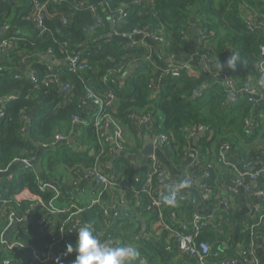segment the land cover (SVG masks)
<instances>
[{
	"label": "trees",
	"instance_id": "16d2710c",
	"mask_svg": "<svg viewBox=\"0 0 264 264\" xmlns=\"http://www.w3.org/2000/svg\"><path fill=\"white\" fill-rule=\"evenodd\" d=\"M32 1L0 0V39L9 41L0 57V172L12 167L14 173L0 181V249L3 251L0 262L72 264L76 253L67 254L66 245L75 244L77 232L70 234L69 230L79 221L80 227L88 224L101 242L116 243L113 247L136 242L132 246L140 251L141 257L134 264L141 261L142 264H160L162 251L138 237L141 223L134 215L119 212L120 218L105 216L107 206L123 201L141 216L151 215L150 219L159 225V229L152 232L158 230L166 247L173 245L171 234L159 221L152 198L140 192L150 172V162L144 160L137 168L129 159L119 158L113 171L108 167L113 145H100L93 124L79 125L76 129L72 118L82 117L87 110L85 116L91 120L93 109L88 102V90L98 96L111 92L116 98L108 110L112 118L122 127H132L137 121L147 119L152 125V137L165 135L169 140L166 145L175 158L184 155L189 136L198 134L201 127L211 132L202 138L204 155L216 143L222 146L228 143L232 149L239 148L241 143H253L256 133L264 130V121L243 94L231 101L227 84L232 82L236 89L249 85L264 93V85L259 83L264 75L259 70L260 48L264 45L261 23L264 0H103L101 4L98 0H49L45 32L38 29L32 19H27L33 10ZM79 2L98 6L101 23H97L90 10L78 7ZM114 17L120 21L112 32L110 19ZM248 17L256 21L253 30L247 26ZM191 18H195L202 36L206 35L199 42L198 53L208 58L209 76L179 70L176 77L157 78L154 64L149 62L150 47L122 39L134 31L151 32L162 39L158 45L160 57L188 58ZM48 53L60 65L50 61ZM74 53L84 55L88 71L68 72L62 62L67 54ZM233 53L237 57L235 67L228 68L223 78L219 62L226 67ZM109 72L116 74L115 83L104 81ZM31 73L39 79L38 86L32 82ZM49 75L56 78L48 79ZM58 137L67 140L55 146ZM42 146L48 149L39 159L40 175L36 168L24 170L22 164L15 163L35 157ZM263 155L264 149L256 150L245 161L254 163ZM98 163H103L104 173L114 178L116 187L110 191L101 189L93 197V200L100 198L101 205L74 202L71 192ZM206 164H211L209 159L200 161L193 167L194 173L219 194L215 167L202 168ZM209 170L210 176L203 178L204 172ZM43 182L68 186L66 200L69 203L71 199L70 206L64 208L53 201L55 194L51 190L40 191ZM61 196L65 199L62 191ZM163 197L160 199L162 214L168 222L173 221L175 214L194 209L195 204L190 200L182 201L176 195L175 206H169L163 202ZM230 197L221 198V205L225 200L233 207ZM233 211L234 207L226 213ZM13 215L26 221L28 228H17L3 237L13 225L10 220ZM224 218L230 220L228 216ZM40 221H45L46 226H40ZM228 229L227 224H211L200 229L199 241L207 242L213 252L222 257H210L208 264H221L223 258H234L227 256ZM258 232L264 234V224L259 226ZM245 233L243 250L250 243ZM4 242L16 248L10 250ZM176 256L174 253L173 259ZM180 261L201 264L197 257L191 256L182 255Z\"/></svg>",
	"mask_w": 264,
	"mask_h": 264
},
{
	"label": "crops",
	"instance_id": "0c3cea01",
	"mask_svg": "<svg viewBox=\"0 0 264 264\" xmlns=\"http://www.w3.org/2000/svg\"><path fill=\"white\" fill-rule=\"evenodd\" d=\"M190 23L191 30H189L188 34L189 36H191V43L189 45L191 53L189 54L188 58L172 56L166 59L160 57L158 53L159 46L154 43L145 33L133 36L132 39H127V37H124L122 39H124L125 42L126 40H131L133 42L141 43L150 47L151 56L149 62L154 64V70L157 78L160 77L165 71L170 70L172 67L181 66L186 63H189L193 68L195 76L206 75L205 73H207V76H209L211 75V73L207 69L203 56H200L198 53V46L202 33L200 29L196 27L195 18H191ZM228 68L229 67L227 66L223 68L221 75L223 78L226 77ZM236 90L237 92L243 93L244 88ZM156 91L157 88H155L153 92L155 93ZM256 100L257 102L253 103L256 108V114L264 121V93H259ZM87 112L88 111L85 110L82 118L87 114ZM252 120L253 119H251L250 121L251 127H253ZM75 128L77 129L78 126H75ZM151 128L152 125L149 121H137V123H135L132 127L125 126L124 128H122L124 134L125 150H119L117 147H114L113 151L111 152L112 156L110 155L111 157L110 161L108 162V167L114 169L113 171H115V163L119 158H123L129 159L137 168H139L137 157L143 151L146 138L153 139ZM27 133H29V131ZM198 135L199 133L189 136L188 147L184 155L180 158H175L173 156L171 148L166 144L161 147H157L155 150V153L158 156V159L165 173L164 183L162 186V192L164 193V195H168L171 185L179 183L185 178H189L192 180L191 187L180 190L176 195L178 197L185 196L189 200H193L195 202L194 209L191 212L187 211L175 214L173 216V221H175L176 224L181 221L189 222L194 215H199L211 222L213 225L227 224L229 226L228 234L230 237L226 243V248L229 251L227 252V256L236 258V264H248L244 262L240 255V252L244 248L246 237L245 226L248 223L256 221L260 216V203L259 200L251 199L248 196L245 188L249 185L254 187H258L260 185L256 182V184L253 185V182H250L248 180V174L250 173V171L258 169L262 165L263 160H255L254 165H252V167L250 168H247V164L249 162L245 160L248 158V155L251 152L264 149V130H259V132L256 133V136L253 138V143H241L240 147L236 149H232L231 145L229 144L231 147V150L229 152L223 150V146L221 144L216 143L212 145V147L210 148V152H207V154L205 155L202 151L201 142L207 135L204 134L203 139L201 138L199 141H197L196 144V138L198 137ZM59 144L62 143L56 142L55 146ZM46 149H48V147H40L37 155H35V157L34 155L32 156L33 160L31 163L37 169L38 174L42 173V167L39 159ZM207 159H209V161L214 164L215 171L217 173L216 190L220 192L219 194L216 193L217 195L215 193V195H209L199 188L200 179L197 175H195L193 170L196 162H198L199 160L204 161ZM117 166L118 164H116V168ZM13 174L14 173L12 167L4 172H0V181L3 177H6V175L13 176ZM239 177L243 180V185L241 187L237 186L236 183ZM41 179L45 181L42 176ZM81 189H84L85 193H82L80 191ZM235 190L237 191V193L233 192ZM99 191L100 187L97 186L94 182L80 181L75 187L74 192H71V194L74 193L72 200L74 202L84 201L88 204H91L93 201V197ZM63 194L65 199H63L61 196L55 202L60 203L62 206H64V208H67L71 204V199L69 200V203L66 200V196L68 195V186L62 188V195ZM231 194H233V196H231ZM227 197H230L232 205L234 207V211L233 213L231 212V214L226 213L224 206L221 205L220 202L221 198ZM122 208H130L131 212L128 213L127 211H123ZM116 209L120 213L126 212V214L128 213L129 215H134L140 223L141 219L145 220L146 225L143 226L141 223V231L137 235L139 238H143L149 241L154 248L160 249L162 251V258L159 260L160 264H189L186 261H180L181 256H176L175 259H173L172 255L174 253L166 250L165 240H163V238L159 236L160 233L158 232V230L155 233L152 232L155 229H159V225L156 226L155 221H152V219H150L152 217L151 215L150 217L141 216L139 213H136L131 207L126 205V203H124L123 201H119L116 204ZM138 215L140 218L137 217ZM224 216H228L230 220L225 219ZM12 224L13 225L11 229H9L8 232L3 235V237L8 236L17 228H28L29 225L26 221ZM135 243L136 242L133 241V243H130V245L132 246V244ZM258 250L259 262L260 264H264L263 248L261 246H258Z\"/></svg>",
	"mask_w": 264,
	"mask_h": 264
},
{
	"label": "built area",
	"instance_id": "2783aa9c",
	"mask_svg": "<svg viewBox=\"0 0 264 264\" xmlns=\"http://www.w3.org/2000/svg\"><path fill=\"white\" fill-rule=\"evenodd\" d=\"M47 1L42 2L40 0H33L32 6L33 10L30 15H28L27 19H32L36 25L37 28L45 32L47 30L44 27V19L47 17ZM78 7L82 9H88L90 10L92 16L97 20V23H101V18L99 17V8L96 5H89L86 2H79ZM123 16H126L123 14ZM120 21V19H116V17L110 19L111 26L115 28L116 23ZM262 22V28L264 29V16L261 20ZM256 21L254 19H251V17H248L246 20L247 26L249 30H253V24ZM146 34L154 43L159 45L162 42V39L155 36L151 32H137L134 31L133 34H131L127 39H132L133 36ZM5 32L1 33V37H3ZM118 36V35H117ZM200 39L203 40L206 35L201 36ZM124 38V37H122ZM131 41V40H129ZM9 45V41L5 38L0 39V57L2 53L7 49ZM67 46V44H65ZM51 53H48L49 57ZM260 56L261 61L259 63V70L264 73V45L260 48ZM203 59L206 63L207 69L210 71V68L207 64L208 58L206 55L203 56ZM62 64L67 68L68 72L71 74H78V73H84L89 70V66L87 61L84 59V55L82 53H74V54H67L64 62ZM179 70H184L188 74H194L193 68L190 66L189 63H186L181 66L172 67L170 70L165 71L161 76L163 75H171L176 77L178 75ZM50 72H53L52 68H49ZM211 73V72H210ZM116 76L113 72H109L107 77L104 81L115 83L113 78ZM160 76V77H161ZM220 76V75H219ZM18 76H15V79H18ZM30 78L32 82L35 85H39V79L35 76V74L31 73ZM56 77L53 75H49L48 79H55ZM159 78V77H158ZM229 88V92L231 94L230 100L235 101V96L243 94L247 97L248 102L250 103H256L257 96L259 95V92L256 88L251 87L249 85H246L244 87L243 93L237 92L235 85L232 82H228L227 84ZM67 88H70L68 85ZM66 88V89H67ZM88 102L90 103V107L93 109V112L91 114V120L87 118V116L82 117H73L72 122L75 126L84 125L94 126L96 136L98 139V142L100 145H107L111 144L113 147H117L119 150H125V144H124V134L122 127L118 122L112 118V116L108 113V110L112 108L113 103L116 101V98L113 93H106L103 96H98L91 90H88ZM10 98V100H12ZM148 121L147 119H143L140 122ZM199 133H204L210 135L211 132L208 131L206 128H199ZM195 135V134H193ZM66 139L63 137H58L57 142H64ZM152 144L154 147V150H156L157 147H161L164 144L168 143V138L165 135H160L157 137H153ZM46 148L47 146H42ZM223 150L226 152H229L231 150V147L229 144L223 145ZM32 158L31 160L22 159V160H16L15 163L22 164L24 170H32L35 167L32 165ZM145 160H148L150 162V172L146 176V179L140 189L141 193H146L149 195L150 198H152V205L156 210L158 211V217L159 221L162 226H164L165 230L168 231L171 235L170 237L173 240V245H169L166 247V250L169 252L175 253L177 256H191V257H197L201 264H208L207 259L210 257L215 258H222L218 252H213L211 246L205 242V241H199V231L202 227H207L208 225H211L212 223L206 220L205 218L194 215L189 222L181 221L178 224L175 223V221L168 222L165 217L162 214V203L160 199L164 196V193L162 192V186L164 183V170L161 167V163L158 159V156L156 153L148 156ZM263 162L262 165L253 171H250L248 174V180L250 182H256L260 185L258 187L254 186H246L245 190L248 194V196L251 199L259 200L260 203V216L257 218L256 223H248L245 226V232L248 233L250 237V243L247 249H244L240 252V255L245 263L248 264H260L258 259V246H261L263 248L264 246V234L258 232L259 226L264 224V155L262 157ZM221 161V160H220ZM200 160L196 162L195 166L198 165ZM254 165L253 162H249L247 164V168L252 167ZM201 167V166H200ZM208 167L210 170L214 169V164H206L202 168ZM210 170L205 171L203 174V178H208L210 176ZM83 182H94L97 186L100 187V190L102 191H110L112 188L116 187L115 180L112 176L107 175L104 173V165L103 163L96 164L95 167H93L90 171H88L85 176L82 178ZM237 186L241 187L243 185V180L239 177V179L236 181ZM63 186L61 184L56 183H49V182H43L40 186V191H44L46 189L51 190L55 195L53 196V201H56L60 198V193L62 191ZM199 188L206 192L209 195H213L214 191L207 187L203 182L199 181ZM82 193H85L84 189H81ZM234 193H237V191H233ZM155 193V197H154ZM136 195H139V192L135 191ZM180 200H189L185 196H180ZM193 204L195 202L193 200H190ZM229 201V200H228ZM52 203V202H51ZM92 204L95 205H101V199L97 198L92 201ZM222 204L225 208V210L228 212L232 209L231 205L227 201H222ZM65 213V211L63 210ZM105 216H109V218H120L119 211L116 209V205L110 204L105 209ZM11 222L13 223H19L22 222L21 220L17 219L15 215L10 217ZM40 226H46L45 221H40ZM80 228L79 221H76L73 226L70 228L69 233L75 234L77 230ZM5 246L8 247V249L13 250L16 248V245L13 244H7L4 242ZM116 245V243H112L111 246ZM4 248V247H3ZM3 251L0 249V257L2 256ZM264 255V250H263ZM236 258H223L221 261V264H236ZM1 264H10L9 260H2L0 262Z\"/></svg>",
	"mask_w": 264,
	"mask_h": 264
},
{
	"label": "clouds",
	"instance_id": "9594fccd",
	"mask_svg": "<svg viewBox=\"0 0 264 264\" xmlns=\"http://www.w3.org/2000/svg\"><path fill=\"white\" fill-rule=\"evenodd\" d=\"M237 61L236 55L227 60L226 66L235 67ZM225 64L219 62L220 71L223 70ZM259 83L264 85V75H261ZM192 180L185 178L179 183L170 186L168 195L163 197V202L169 206H175L176 194L182 189L191 187ZM76 253L72 264H134L141 257L140 251L131 245L113 247L110 242H101L98 235H94L88 224L77 230V239L75 244L66 245V253ZM142 264V261L140 262Z\"/></svg>",
	"mask_w": 264,
	"mask_h": 264
},
{
	"label": "water",
	"instance_id": "95a60500",
	"mask_svg": "<svg viewBox=\"0 0 264 264\" xmlns=\"http://www.w3.org/2000/svg\"><path fill=\"white\" fill-rule=\"evenodd\" d=\"M103 0H98V4H101ZM112 32H114L115 28L112 26ZM110 38L112 37V35L109 36ZM50 61H52L54 64L56 65H60L56 60H54L53 58H50L49 59ZM207 75V73H205ZM204 137V133H199L198 137L196 138V144H197V141H199L201 138ZM72 140H69V142H71ZM36 145L39 146V142H36ZM155 153V150H154V147H153V144H152V140L151 138H146L145 140V145H144V148H143V151L138 155L137 157V161H138V167H140L141 163L150 155L154 154ZM40 174V173H39ZM256 183L253 182V185H255ZM123 211H127L128 213L131 212V209L130 208H122ZM138 218L139 215L137 216ZM141 223L143 226L146 225L145 223V220L144 219H141Z\"/></svg>",
	"mask_w": 264,
	"mask_h": 264
}]
</instances>
